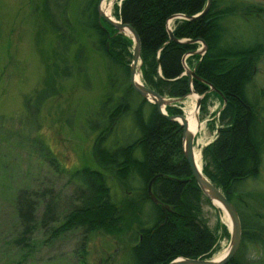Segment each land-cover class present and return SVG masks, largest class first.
<instances>
[{"label": "trees", "instance_id": "16d2710c", "mask_svg": "<svg viewBox=\"0 0 264 264\" xmlns=\"http://www.w3.org/2000/svg\"><path fill=\"white\" fill-rule=\"evenodd\" d=\"M206 1L121 0L120 6L115 4L114 16L138 34L142 61L140 75L145 86L169 98H185L191 92L202 95L201 114L205 113L213 98L220 101V107L207 122L208 128L217 132L215 138L203 147L202 173L234 205L240 218V247L228 264H264V253L258 259L244 255L247 245L264 252V191L239 188L242 182L258 179L261 174L264 156L263 90L249 96L247 86L264 57V43L240 47L221 44L223 19L264 16V5L242 0H230L228 4L212 0L204 16L192 21L175 19L172 33L182 41H169L168 19L175 14L199 13ZM97 2L87 0L91 18H94L92 22L96 21ZM106 25L111 30V36L106 37L109 48L106 49L104 44L101 48L114 65V76L119 74L118 78H110V90H117L112 88L115 84L121 88L118 89L121 95L110 108L102 109L107 126L93 141L92 147L99 169L83 166L67 171L68 180L75 184L74 193L70 208L57 227L48 224L54 221L51 202L44 204L39 225L50 232L43 241L48 244L60 234L76 228H83L85 233L99 230L108 234L121 233L126 229L131 233L129 241H133L129 246L132 264H168L178 257L211 258L218 248V235L201 215L202 202L211 203L192 177L184 157L181 126L160 115L153 103L131 87L132 40ZM100 32L97 38L105 36ZM58 33L59 37L63 35L61 29ZM201 40L207 45L203 55L194 53ZM186 66L194 69L198 78L190 79L183 74ZM46 69L43 89L36 93L39 102L49 94H56L57 70L48 73ZM211 85L221 95L210 90ZM110 99L111 96L104 106ZM146 106L148 109L145 110ZM132 107L138 137L112 149L106 147L110 128ZM165 110L168 115L184 114L177 104L167 105ZM49 159L55 164L52 157ZM109 175L124 183L127 190L131 188L128 181L135 180L140 186L134 196L126 195L117 202L111 198L107 185ZM156 175L160 176L153 181L151 190L159 204H154L147 194V184ZM27 192L28 189L18 192L17 216L21 228L13 243L18 248L30 250L31 255L34 248L31 237L37 221L34 219L35 204L27 197ZM41 194L44 195V191ZM145 202L152 206L146 218L148 222L142 216ZM162 206H167V209H162ZM217 226L229 238L226 225L219 219Z\"/></svg>", "mask_w": 264, "mask_h": 264}, {"label": "rangeland", "instance_id": "374dc122", "mask_svg": "<svg viewBox=\"0 0 264 264\" xmlns=\"http://www.w3.org/2000/svg\"><path fill=\"white\" fill-rule=\"evenodd\" d=\"M229 1L222 0L224 4ZM242 1L264 5V0ZM44 2L0 0V264H132L129 246L133 241H129L131 233L126 229L108 234L99 230L85 233L83 228H76L48 244L43 241L50 232L39 225L44 204L51 202L54 221L48 224L57 227L70 208L74 193L75 184L68 180L67 171L83 166L99 169L92 147L107 126L102 109L110 108L121 95V88L115 84L112 88L117 90H110L114 65L104 54L92 27L94 18L87 0H47V5ZM109 6L110 0H106L101 8L106 13ZM114 7L115 2L108 16L116 19ZM250 17L223 19L221 44L240 47L264 43V16ZM46 68L48 73L57 70L56 94L39 102L36 93L43 89ZM247 89L249 96L262 89L264 103V57ZM193 94L176 103L185 115L186 109L195 107ZM109 96L110 102L104 106ZM219 107L220 101L213 98L205 113L197 112L200 126L193 146L199 156L215 137L216 129L210 130L207 122ZM132 109L110 128L106 147L112 149L138 137ZM106 181L111 198L117 202L126 195L134 196L140 186L135 180L128 181L131 188L127 190L111 175ZM239 188L264 191V156L260 177L242 182ZM22 189H28L27 197L35 204L37 224L31 237V255L30 250L13 243L21 228L17 201ZM151 207L149 202L143 205L142 216L147 222ZM201 208L207 225L218 235L214 258L225 253L228 245V237L221 233L217 220L227 225L229 222L223 210L205 201ZM256 248L247 245L244 255L258 259L264 252Z\"/></svg>", "mask_w": 264, "mask_h": 264}, {"label": "water", "instance_id": "95a60500", "mask_svg": "<svg viewBox=\"0 0 264 264\" xmlns=\"http://www.w3.org/2000/svg\"><path fill=\"white\" fill-rule=\"evenodd\" d=\"M103 0H99V3L97 5V10L99 17H102L107 23H109L117 33H121L127 37H129L132 40V56L131 61L129 63V83L131 87L144 99H146L148 102L153 103L156 106V110L160 115L165 117L166 119L170 121L177 122L182 129V151L184 154V157L186 159V162L189 166V169L191 171L192 177L195 179L198 187L202 191V194L204 197L216 208L223 210L226 213L227 219L229 224L227 226L228 232H229V239H228V245L225 249V254L215 260L212 257L211 258H183L178 257L170 261L168 264H228V262L234 257V255L237 253L240 243H241V222L239 215L237 213V210L235 209L234 205L226 198V196L220 191L219 188H217L213 183L210 182V180L202 173L201 167H198V164L196 162L195 152H194V135L195 132H193L190 127L188 126V121L186 119L185 115H168L166 113L165 107L167 105H173L175 103H182V98H169L160 95L155 90L145 86L143 82L136 79V76H140V65L142 63L141 61V43L140 39L138 37V34L136 31L128 24L123 23L120 19H114L108 14H106L101 9V2ZM116 0H114L115 2ZM121 1V0H119ZM212 0H207L206 4L203 8V10L199 13H196L194 15H185V14H175L172 15L168 21H167V32L169 36V41H182L178 40L174 37L172 33V29L170 28L169 20L171 19H185V20H195L197 18H200L204 16L207 11L210 8ZM121 3L119 2L118 5ZM124 28H127L130 32V34H127L124 32ZM191 42H194V40H191ZM202 46L194 51V53H198L200 55H203L207 50V45L204 41H199ZM185 57H183V61L185 60ZM189 78L195 77L198 78V76L195 74L193 69H189L188 67L185 68V72ZM210 90L217 91L212 85L210 86ZM194 93V92H193ZM219 95L221 93L217 91ZM196 94V93H194ZM202 96H199L196 94V104H195V110H196V119L198 121V110L200 106ZM199 123V121H198ZM200 124V123H199ZM200 155H202V150L200 152ZM160 175H156L150 179V181L147 184V194L149 199L154 204H159V200L155 197L151 190V186L155 178ZM216 201L220 205H215L213 202ZM162 209H167V206H162Z\"/></svg>", "mask_w": 264, "mask_h": 264}, {"label": "bare ground", "instance_id": "6f19581e", "mask_svg": "<svg viewBox=\"0 0 264 264\" xmlns=\"http://www.w3.org/2000/svg\"><path fill=\"white\" fill-rule=\"evenodd\" d=\"M105 1H106V0H103V1L101 2V5H103V3H104ZM113 4H114V0H110V6H109V8H111V7L113 6ZM109 8L106 10V14H108V12H109ZM124 32L127 33V34H130V32H129V30H128L127 28H124ZM136 79L139 80V81L141 80L139 74H138V76H136ZM193 95H194L195 98H196V94H193ZM186 113H187V114H186L185 116H186V119H187V121H188V126L190 127V129H191L193 132H196V131L198 130L200 124L198 123V121H197V119H196V110H195V107H194L193 110L190 109V108L186 109ZM192 117H193V118H192ZM195 157H196V162H197V164H198V167L200 168V167H201V164H200L201 158H200V156H199L198 153L195 154ZM213 203H214L215 205H220V204H219L218 202H216V201H214ZM224 254H225V253H221V254L215 256L213 259L217 260V259L221 258Z\"/></svg>", "mask_w": 264, "mask_h": 264}, {"label": "flooded vegetation", "instance_id": "af4514ba", "mask_svg": "<svg viewBox=\"0 0 264 264\" xmlns=\"http://www.w3.org/2000/svg\"><path fill=\"white\" fill-rule=\"evenodd\" d=\"M96 12H97L96 21L95 22L91 21L92 22L91 24H92L93 29L97 33L96 36L98 35V32H100V31H101L100 33H102V32L105 33V36L102 35L101 38H97V39H98L100 45L103 46V44H104L106 49H108L109 43H108V40L106 41V37L111 36V33H110L111 30H110V27H108L106 24H108V25H110V24L107 23L102 17H99L97 6H96ZM101 42H102V44H101Z\"/></svg>", "mask_w": 264, "mask_h": 264}]
</instances>
